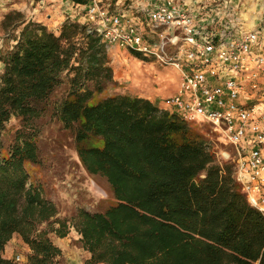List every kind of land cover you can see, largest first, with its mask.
I'll use <instances>...</instances> for the list:
<instances>
[{
  "label": "trees",
  "instance_id": "obj_1",
  "mask_svg": "<svg viewBox=\"0 0 264 264\" xmlns=\"http://www.w3.org/2000/svg\"><path fill=\"white\" fill-rule=\"evenodd\" d=\"M1 27L15 35L0 60V264H13L3 251L14 235L28 248L27 264H60L49 234L63 239L70 229L90 256L84 264H264V217L247 204L231 165L215 164L204 134L144 98L95 99L114 84L96 34L68 19L54 33L18 12ZM63 76L68 91L55 116L114 200L68 221L55 219L54 204L29 182L27 166L39 162L34 137L1 141L11 117L41 115Z\"/></svg>",
  "mask_w": 264,
  "mask_h": 264
},
{
  "label": "built area",
  "instance_id": "obj_2",
  "mask_svg": "<svg viewBox=\"0 0 264 264\" xmlns=\"http://www.w3.org/2000/svg\"><path fill=\"white\" fill-rule=\"evenodd\" d=\"M204 4L89 0L77 4L71 21L96 34L107 52L117 48L177 71V92L161 104L189 126L208 129L215 164L231 165L247 204L264 217V23L248 31L231 13ZM12 262L27 264L26 255Z\"/></svg>",
  "mask_w": 264,
  "mask_h": 264
},
{
  "label": "rangeland",
  "instance_id": "obj_3",
  "mask_svg": "<svg viewBox=\"0 0 264 264\" xmlns=\"http://www.w3.org/2000/svg\"><path fill=\"white\" fill-rule=\"evenodd\" d=\"M4 16L0 10V60L2 55L9 51L12 45L11 37L15 35L14 32L2 29L1 23ZM107 55L114 84H107L102 93L96 96V100L117 94L130 95L131 93L125 89L128 85L127 79L136 77L134 73L139 69L143 70V67L140 68L127 55L121 56L122 54L119 53L116 58L112 51H108ZM135 56L138 60L151 62L140 55ZM2 70L3 64L0 61V74ZM160 73L158 76L150 72L140 74L143 85L146 87L149 85L159 98L170 95L174 79L173 72L168 73L166 69H162ZM62 79V84L50 96L41 115L30 121L11 117L1 134V141L5 146H9L20 134L34 137L39 162L36 166H27L29 182L40 189L44 199L54 204L57 210L55 219L68 221L78 210L89 213L103 212L113 205L114 200L106 180L100 176L88 174L82 167L76 154L73 131L64 129L55 116L56 105L65 98L68 91V78L63 76ZM193 128L204 136L208 131L204 127ZM42 227L45 228L44 225ZM53 227L57 225L53 224ZM49 236L52 240H57L53 234ZM67 239L71 240V248L82 250L79 242L76 241L78 235L73 229L69 230ZM6 248L9 249L8 257L11 261L15 255L28 254V248L17 235L12 237Z\"/></svg>",
  "mask_w": 264,
  "mask_h": 264
},
{
  "label": "crops",
  "instance_id": "obj_4",
  "mask_svg": "<svg viewBox=\"0 0 264 264\" xmlns=\"http://www.w3.org/2000/svg\"><path fill=\"white\" fill-rule=\"evenodd\" d=\"M88 1L89 0H86L87 3ZM110 1L111 3L120 4L128 3V5L131 2H140L141 4L147 6L149 3H153L155 0ZM174 1L179 5H193L195 2H199L201 0ZM225 1L227 2V5H223ZM203 2H205L204 5L208 6V10L231 13L232 17L236 18L241 24L242 28L245 30H254L258 28L261 23H264V0H203ZM218 2L222 4L220 8L216 7L220 4ZM0 10L4 15L10 12H18L23 16L24 20H31L32 22L41 24L42 26L46 27L47 30L54 31V33L59 32L60 27L65 22V20H77V16L79 15L77 4H75L73 0H0ZM111 51L115 53L116 58L118 57L119 53L120 55L122 54L121 56L127 55L129 59L135 61L136 64L140 66V68L143 67V70L139 69L136 73H134L136 77L133 76L132 78L127 79L128 85H126L127 87L125 89L131 93L130 96L147 99L152 103H155L160 110L169 113V111L163 107L161 101L165 98L173 96L177 92L179 86V76L177 71L172 68H162L155 66L151 62L138 60L135 56L136 54L127 53L117 48H113ZM162 69H166L168 73L173 72L174 79L172 80L173 87L171 89L170 95L159 98L151 90L149 85L148 87L143 85V83L140 81V74L150 72L153 75L158 76V74H161L160 70ZM50 239L52 243L61 251V256L59 258L60 264H84L90 257L89 254L83 250L80 251L78 248H71V240L67 239V236L63 239L56 238V241L52 240V238ZM8 250L9 249L5 247L3 252V258L5 259H9Z\"/></svg>",
  "mask_w": 264,
  "mask_h": 264
}]
</instances>
